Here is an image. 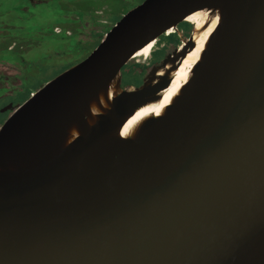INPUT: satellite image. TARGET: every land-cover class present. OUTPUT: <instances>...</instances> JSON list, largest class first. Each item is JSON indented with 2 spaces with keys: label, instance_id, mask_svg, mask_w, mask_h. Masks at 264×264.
I'll list each match as a JSON object with an SVG mask.
<instances>
[{
  "label": "water",
  "instance_id": "1",
  "mask_svg": "<svg viewBox=\"0 0 264 264\" xmlns=\"http://www.w3.org/2000/svg\"><path fill=\"white\" fill-rule=\"evenodd\" d=\"M196 12L173 74L122 87ZM214 20L186 81L123 133ZM0 264H264V0H144L16 108L0 126Z\"/></svg>",
  "mask_w": 264,
  "mask_h": 264
},
{
  "label": "rangeland",
  "instance_id": "2",
  "mask_svg": "<svg viewBox=\"0 0 264 264\" xmlns=\"http://www.w3.org/2000/svg\"><path fill=\"white\" fill-rule=\"evenodd\" d=\"M143 1L65 0L66 5H61L65 7L63 8L65 12H63L57 4L63 0H46L43 2L44 8L33 14L32 10L25 13L18 9L9 11L12 4H15L14 7L29 6L31 4L29 0H0L1 19L11 23L9 27L2 26L0 20L1 36L9 35L15 31L19 32V35H35L37 37L35 41H39L31 50V52L35 51L30 56L35 59L31 66L21 67L26 76H23L25 79L22 80V85L20 84V90L14 93L6 91V89L0 90V115H2L1 111L9 106L13 99L28 100L48 81L85 59L99 45L113 25ZM67 13L70 16L69 22L65 21ZM41 18H45L43 33L37 31L41 27V23L38 25ZM189 20L193 22V20ZM12 25L13 27H11ZM46 34L48 36L43 40ZM5 40L2 39V43ZM153 44L151 42L139 50L135 57L148 56L147 51L152 49ZM16 51L18 49L5 51L1 56L13 59L17 56ZM1 120L0 118V126L3 124Z\"/></svg>",
  "mask_w": 264,
  "mask_h": 264
},
{
  "label": "flooded vegetation",
  "instance_id": "3",
  "mask_svg": "<svg viewBox=\"0 0 264 264\" xmlns=\"http://www.w3.org/2000/svg\"><path fill=\"white\" fill-rule=\"evenodd\" d=\"M29 1L31 2V4H28L29 6L25 7H14L15 4H12V7L9 8V11H16V9H18L20 12L25 13L32 10L33 14H35L40 9L44 8L45 4L43 2L46 0ZM64 1L65 0H63V2H57L58 6L61 7L63 12H65V10L63 9L65 7L63 6L66 5ZM206 17V13L196 12L194 14H191L187 20L179 23L175 29L168 30L160 35L155 41H153L154 44L148 56L134 57L121 69V86L124 88H132L141 85L148 76H152L154 82H157L162 76L167 75L168 73L173 74L172 70L180 59V51L189 40L196 25L203 23ZM1 18L2 17L0 16L2 26L9 27V25H11V23L3 21ZM66 19L67 20L65 21H70L69 13L66 14ZM189 19L193 20V22L195 23L191 22ZM40 23L41 27L37 31L39 33H43L45 18H41L38 22V25ZM214 25L215 20L213 23H211L208 29L205 30L198 47L194 51L192 58L187 64V67H189L191 64L193 65L198 59L199 53L203 48L206 38L213 29ZM11 27H13V25ZM18 33L19 32L13 31V33L9 35L1 36L0 32V90L6 89V91L9 90L11 93L20 90L22 80L25 79L23 78V76H26L21 67L31 66L32 62L35 60L34 58L30 57L31 54L35 52H31V50H33V47L36 46L39 42L35 41L37 39L35 35L25 36L19 35ZM46 36L48 35L46 34L43 37V40L47 38ZM2 39H6L4 43H2ZM16 49H18V51H16L17 56L13 59H6L1 56L2 52L4 53L5 51H15ZM187 67L185 66L183 70L186 72V77L184 78L181 73L180 78L176 84L183 81L182 79H187L188 73L191 69V67ZM153 69L154 73H150V71ZM24 101V98L13 99L11 104L1 111V122H4L16 108L24 103Z\"/></svg>",
  "mask_w": 264,
  "mask_h": 264
},
{
  "label": "bare ground",
  "instance_id": "4",
  "mask_svg": "<svg viewBox=\"0 0 264 264\" xmlns=\"http://www.w3.org/2000/svg\"><path fill=\"white\" fill-rule=\"evenodd\" d=\"M190 17V15L185 19L187 20L188 18ZM207 18V17H206ZM206 20V19H205ZM205 22V21H204ZM201 23V24H198L196 25V28H200L202 27V25L204 24ZM205 32V31H204ZM204 32H202L200 35H198L195 40H196V46L195 48L190 51L185 57L184 59L182 60L179 68L177 69V71L174 73V78L172 79L170 85L168 88H166L164 91H163V97L161 99V101L158 103V104H155L153 106H149V107H145L141 110H139L138 112H136L127 122L126 124L124 125L123 127V130L122 132L125 133L132 125L133 123L138 120L142 115L146 114V113H149V112H154V113H159V111L161 110V108L166 105L171 96L176 93V91L181 87V85L186 81V79H182L183 81L179 82L178 84H176L180 78V74L182 73V76L185 78L186 77V72L183 71L185 66L187 67V64L188 62L190 61V59L192 58V55L194 53V51L196 50V48L198 47L200 41H201V38L204 34ZM150 50L149 49L147 51V53L149 54L150 53ZM136 55V54H135ZM135 57V56H134ZM191 64V63H190ZM189 67H192V64L189 66ZM187 67V68H189ZM183 71V72H182ZM176 84V85H175ZM175 85V86H174Z\"/></svg>",
  "mask_w": 264,
  "mask_h": 264
}]
</instances>
